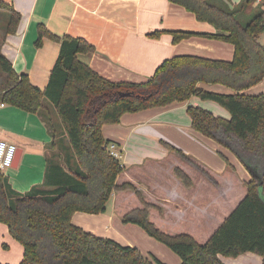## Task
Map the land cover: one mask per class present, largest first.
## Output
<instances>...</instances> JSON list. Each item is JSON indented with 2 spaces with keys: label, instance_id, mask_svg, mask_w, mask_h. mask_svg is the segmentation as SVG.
Wrapping results in <instances>:
<instances>
[{
  "label": "trees",
  "instance_id": "1",
  "mask_svg": "<svg viewBox=\"0 0 264 264\" xmlns=\"http://www.w3.org/2000/svg\"><path fill=\"white\" fill-rule=\"evenodd\" d=\"M168 1L194 13L197 20L213 25L217 31L206 36L232 44V59L177 55L165 59L145 81L116 82L78 59V53L93 52V44L82 37L56 35L39 24L36 47L43 38L59 43L47 85L41 90L26 73L18 74L11 61L0 53V103L42 113L44 101L49 102L74 158L73 167L48 168L44 185L55 186L51 193L43 189L17 192L9 187L7 176L0 170V222L23 247L19 264H166L153 255L145 256L134 246L95 235L71 222L76 211L105 212L114 192L123 211L121 221L139 226L163 243L180 257V264H224L219 256L236 257L245 252L259 255L264 264V93H242L264 78V44L258 40L264 33V10L260 6L252 9L253 0H240L234 5L227 0ZM0 10L6 12L5 35L15 33L19 12L2 0ZM171 34L177 42L194 33L176 30ZM200 82L221 84L234 92L207 90L198 86ZM120 92L129 95L121 97ZM191 96L214 101L230 114L225 119L202 107L188 105L191 128L219 142L220 134L236 139V154L246 168L251 170L254 163L261 166L260 174L253 171L254 177L243 181L245 194L205 240H197L187 232H164L150 221L153 213L165 218L163 205L148 200L133 182L118 181L124 166L120 157L110 153L108 146L112 141L101 131L103 124L118 123L125 112L166 106ZM45 123L53 127L49 116H45ZM51 144L58 145L57 136L53 135ZM163 144L216 183L196 160L171 144ZM55 172L59 174L52 175ZM173 174L185 187L192 186L190 175L180 166L173 168ZM132 198H136L137 205L125 207L127 199Z\"/></svg>",
  "mask_w": 264,
  "mask_h": 264
},
{
  "label": "crops",
  "instance_id": "2",
  "mask_svg": "<svg viewBox=\"0 0 264 264\" xmlns=\"http://www.w3.org/2000/svg\"><path fill=\"white\" fill-rule=\"evenodd\" d=\"M2 1L19 12L20 20L15 33L2 38L0 53L11 61L18 74L26 73L30 82L41 90L47 85L58 56L59 43L43 38L41 45L36 47L34 42L39 24L56 35L82 37L93 44L94 51L78 53V59L104 78L116 82L145 81L165 59L177 55L231 60L234 53L232 44L206 36L217 31L213 25L197 20L194 13L168 0ZM227 1L234 5L240 0ZM176 30L194 34L174 42L171 32ZM155 32H159L158 35H151ZM260 42L264 44V41ZM198 86L218 93L234 92L221 84L200 82ZM242 93H264V78ZM2 104L0 140L17 147V158L12 167L2 170L8 178L9 187L20 193L33 189L53 192L55 186L44 185L48 168L73 167L74 158L52 105L44 101L42 113H30ZM188 105L230 118L228 111L216 102L191 96L166 106L125 112L118 123L103 124L101 131L120 153L124 170L118 181L129 180L136 184L148 200L161 203L168 215L189 216L190 223L196 227L208 223L211 230L203 236L205 240L245 194L243 181L251 180L254 172L260 174L261 166L254 163L251 170L246 168L236 154V149H239L236 139L220 134L222 141L219 142L193 130L186 111ZM44 115L51 118L53 127L46 125ZM53 135L57 136V146L51 144ZM163 142L181 149L196 160L217 184L203 175L193 179L188 164L164 160L168 156L174 157ZM215 151L224 153L233 168L219 161L213 154ZM175 166H180L190 175L191 187H185L175 177ZM52 179H56L55 175ZM236 190L239 191L236 201L228 206L223 200L226 201L229 194ZM117 196L116 192L112 193L111 204L107 202L105 212L91 214L76 211L71 216V222L95 235L134 246L141 253L153 255L166 264H180V257L173 255L163 243L150 237L139 226L121 221L123 211L120 210L121 204L116 202ZM141 241L148 246H142ZM22 254V245L0 222V263L19 264ZM219 257L224 264H261V257L252 252L236 257Z\"/></svg>",
  "mask_w": 264,
  "mask_h": 264
},
{
  "label": "rangeland",
  "instance_id": "3",
  "mask_svg": "<svg viewBox=\"0 0 264 264\" xmlns=\"http://www.w3.org/2000/svg\"><path fill=\"white\" fill-rule=\"evenodd\" d=\"M257 6L258 5L255 2V0L251 1L250 7L252 9H256ZM5 22H6V12L0 10V44L2 42V38L5 35V32H4L5 31V27H4ZM259 40L262 41V42L264 41V33L259 36ZM221 109H223V108L221 107ZM223 110L226 111L225 109H223ZM219 150H221V149H219ZM171 154H169V155H171ZM213 154L216 155V157H217V159H219V161L226 162L225 161V155L221 151H219V152L215 151V152H213ZM171 156L174 157V158H171L170 156H168V157H165L164 160H169V161H174L175 160V161H180V163H182V164H186L177 155L172 154ZM208 156L211 157L209 154H208ZM229 162H230V160H229ZM10 168L11 167L6 168L4 171H6V170H8ZM189 168H190L189 170L191 172V177L193 179H198L201 176V174L199 173L198 170L194 169L193 167H189ZM207 186L208 185H206L204 187H207ZM238 193H239L238 190H236V192H234V191L231 192L229 194V197H227V200L226 201L223 200V202H227L228 206H230L231 204H233L236 201V198H237L236 196H238ZM108 201H109V204H111V200H108ZM136 201H137L136 198H134V200H133V198L132 199H127V201L125 202V204H126L125 207L136 206L137 205ZM149 218H150V221H152V222H154L156 224V227L158 226L164 232L171 233V234L178 233V232H187V233H190V234L194 235L197 240H203V236L208 234L209 231L211 230V226L208 225V223H205V222L203 224H201V227H199V226L196 227L195 225L191 224L190 221H189V216H187L186 218H184L183 216L182 217H178V216L174 217L173 214L171 213L170 215L166 214L165 218L161 219L156 213H153V214L150 215ZM137 238L138 237L136 236V240H138ZM131 241H132V239H131ZM140 244H142V246H148L147 244L143 243L142 241L140 242ZM171 253L173 255H177V254H175L172 251H171ZM144 255L149 257V258H151L150 254L144 253Z\"/></svg>",
  "mask_w": 264,
  "mask_h": 264
},
{
  "label": "built area",
  "instance_id": "4",
  "mask_svg": "<svg viewBox=\"0 0 264 264\" xmlns=\"http://www.w3.org/2000/svg\"><path fill=\"white\" fill-rule=\"evenodd\" d=\"M257 4L264 10V0H255ZM3 106V104H0ZM109 151L115 157H119L120 153L117 151L114 144H109ZM17 147L13 143L0 140V170L12 167L16 157Z\"/></svg>",
  "mask_w": 264,
  "mask_h": 264
},
{
  "label": "water",
  "instance_id": "5",
  "mask_svg": "<svg viewBox=\"0 0 264 264\" xmlns=\"http://www.w3.org/2000/svg\"><path fill=\"white\" fill-rule=\"evenodd\" d=\"M128 95H129V93H127V92H120V93H119V96H121V97H123V96H128ZM16 158H17V157H16ZM258 183L261 184L262 181L259 180Z\"/></svg>",
  "mask_w": 264,
  "mask_h": 264
}]
</instances>
